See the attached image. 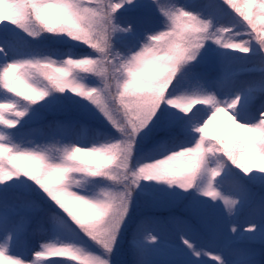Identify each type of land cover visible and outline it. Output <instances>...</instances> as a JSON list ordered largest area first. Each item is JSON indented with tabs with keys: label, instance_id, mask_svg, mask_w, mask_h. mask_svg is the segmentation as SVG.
Returning a JSON list of instances; mask_svg holds the SVG:
<instances>
[{
	"label": "snow or ice",
	"instance_id": "6c2138e0",
	"mask_svg": "<svg viewBox=\"0 0 264 264\" xmlns=\"http://www.w3.org/2000/svg\"><path fill=\"white\" fill-rule=\"evenodd\" d=\"M0 264H264V0H0Z\"/></svg>",
	"mask_w": 264,
	"mask_h": 264
},
{
	"label": "rangeland",
	"instance_id": "374dc122",
	"mask_svg": "<svg viewBox=\"0 0 264 264\" xmlns=\"http://www.w3.org/2000/svg\"><path fill=\"white\" fill-rule=\"evenodd\" d=\"M146 23H148V21H146ZM146 211H148V209H143V208L141 209V212H146ZM161 211H162V214H164V215L168 214L167 210H161ZM33 227L36 228L37 225L34 224ZM39 239H40V236H39L38 232L33 233V234L29 235V237L27 239V245L28 246H35L36 243L39 241ZM122 252H123V255H122L121 259H126L129 261L132 259L131 252L128 248L127 240L124 242V244L122 246Z\"/></svg>",
	"mask_w": 264,
	"mask_h": 264
}]
</instances>
